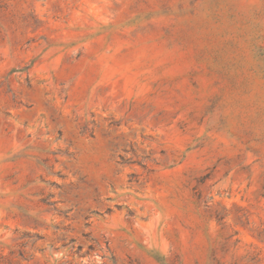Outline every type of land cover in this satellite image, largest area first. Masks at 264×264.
Here are the masks:
<instances>
[{"label":"rangeland","instance_id":"374dc122","mask_svg":"<svg viewBox=\"0 0 264 264\" xmlns=\"http://www.w3.org/2000/svg\"><path fill=\"white\" fill-rule=\"evenodd\" d=\"M0 264H264V0H0Z\"/></svg>","mask_w":264,"mask_h":264}]
</instances>
